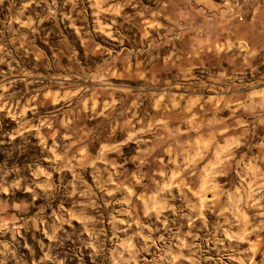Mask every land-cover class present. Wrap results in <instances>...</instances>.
<instances>
[{"label": "rangeland", "instance_id": "rangeland-1", "mask_svg": "<svg viewBox=\"0 0 264 264\" xmlns=\"http://www.w3.org/2000/svg\"><path fill=\"white\" fill-rule=\"evenodd\" d=\"M0 264H264V0H0Z\"/></svg>", "mask_w": 264, "mask_h": 264}]
</instances>
